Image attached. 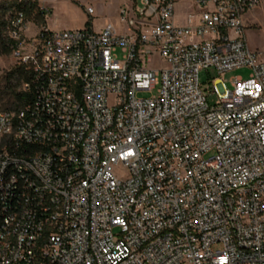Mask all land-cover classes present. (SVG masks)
<instances>
[{"label":"built area","instance_id":"2783aa9c","mask_svg":"<svg viewBox=\"0 0 264 264\" xmlns=\"http://www.w3.org/2000/svg\"><path fill=\"white\" fill-rule=\"evenodd\" d=\"M262 1L131 0L99 30L87 7L45 36L12 17L0 57L32 100L0 110V264H264ZM241 67L211 104L201 69Z\"/></svg>","mask_w":264,"mask_h":264},{"label":"rangeland","instance_id":"374dc122","mask_svg":"<svg viewBox=\"0 0 264 264\" xmlns=\"http://www.w3.org/2000/svg\"><path fill=\"white\" fill-rule=\"evenodd\" d=\"M28 0H0V10L5 5L13 2H21ZM37 1L43 8L50 9L51 13L47 15V26L49 29H83L90 26L91 16L86 12L85 8L94 7L93 26L95 30H99L106 23H113L120 26L119 8L121 5H128L131 0H31ZM246 33L251 48L264 50V1L259 7L250 11L246 16ZM125 26V24H123ZM38 28L30 26L28 30L29 36L36 35ZM15 61L10 57H0V65L2 72L0 74V84L3 83L5 73L15 65ZM152 64L155 69L165 67V63L161 57L156 56ZM251 73V68L241 67L220 74L214 68H203L200 71V81L203 90L208 95L209 102L214 104L217 101V95L211 92L213 82L217 79H223L228 87H231L232 80L236 77L247 78ZM159 86L152 92H143L141 96H157L159 94ZM113 103L114 100L110 99ZM4 107L0 103V109ZM119 173V170H118Z\"/></svg>","mask_w":264,"mask_h":264},{"label":"trees","instance_id":"16d2710c","mask_svg":"<svg viewBox=\"0 0 264 264\" xmlns=\"http://www.w3.org/2000/svg\"><path fill=\"white\" fill-rule=\"evenodd\" d=\"M26 15L41 29L43 36L51 30L47 26L45 8L37 1L13 2L0 10V56L9 55L16 47L17 41L10 36V21L18 12ZM32 72L27 66L15 64L3 77L0 84V103L4 107L0 110L19 111L32 100V94L23 89V83L31 79Z\"/></svg>","mask_w":264,"mask_h":264}]
</instances>
